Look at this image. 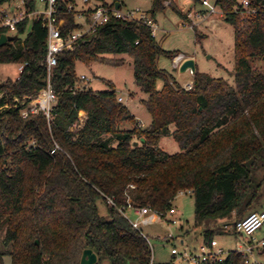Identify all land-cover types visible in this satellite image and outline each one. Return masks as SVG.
<instances>
[{
  "label": "trees",
  "instance_id": "trees-1",
  "mask_svg": "<svg viewBox=\"0 0 264 264\" xmlns=\"http://www.w3.org/2000/svg\"><path fill=\"white\" fill-rule=\"evenodd\" d=\"M26 1L35 11L37 0ZM249 2L255 13L242 17L234 13L238 0H216L235 28V88L196 69L186 90L158 66L159 57L179 53L165 51L149 27L112 17L73 52L58 55L50 119L43 113L24 118L15 99L28 103L46 87L48 31L26 19L18 38L0 45V65H25L19 78L0 84V232L5 228L2 244L12 246V264H81L86 249L97 254V264H149L147 237L121 210L130 202L165 212L187 191L205 245L235 235V224L256 209L263 181L257 174L264 172V73L252 65L264 59V0ZM152 4L148 14L156 19L166 8L161 0ZM59 17L65 33L81 27L62 2ZM111 55L133 60L135 83L149 96L146 129L119 102L112 82L107 91L82 87L77 63L123 65ZM81 113L84 125L73 129ZM125 122L134 127L121 130ZM166 136L180 152L162 148ZM201 264H247V258L231 251L221 263Z\"/></svg>",
  "mask_w": 264,
  "mask_h": 264
},
{
  "label": "rangeland",
  "instance_id": "rangeland-1",
  "mask_svg": "<svg viewBox=\"0 0 264 264\" xmlns=\"http://www.w3.org/2000/svg\"><path fill=\"white\" fill-rule=\"evenodd\" d=\"M19 1L11 0L10 3H6L5 7L14 5ZM177 1L172 0V4L166 6L161 0L166 9L159 12L155 17L158 25L155 37L157 42L165 51L179 53L173 59L165 56L159 57V68L168 72L183 88L189 85L193 87L194 74L190 70L180 73L178 57L183 55L184 58L181 61L194 58L200 73L209 74L216 79L222 78L235 88V28L226 21L224 12L218 6L216 12L210 14L205 20L197 17L201 12H210L211 7L216 6V0H206L209 5L204 4L205 0H179V5ZM37 2L40 3V0ZM76 2L78 9H80L81 6L79 5H81L82 0H76ZM113 2L114 0H104L102 3L111 5ZM123 2L127 9L139 8L146 13L153 7L152 0H123ZM95 3L101 2L97 0L91 2V4ZM39 7L42 8V5L40 4ZM193 21L197 24L191 28L189 26L193 25ZM30 29L31 25L27 33ZM107 57L112 62H121L123 65L115 67L100 62L91 65L77 63V75L87 78L82 82V87L91 88L96 92L107 91L111 89L107 82H112L118 97H122L123 104L140 122L143 129L148 128L152 123V117L147 112L143 101H147L149 96L143 93L135 83L133 60L127 55ZM252 65L255 71L264 73V59L255 60ZM18 68L19 65L17 64L0 65V84H4L9 79H16L19 75ZM157 85L159 90L163 88L162 81H158ZM2 97L3 95L0 94V99ZM133 127L131 122H125L121 125V130H131ZM161 146L169 154L181 151L171 136L164 137ZM257 175L258 181L262 179L263 181L258 202L254 205L256 208L254 212L264 209V172ZM173 207L176 209L175 215L157 224L141 228L144 236L148 239L156 263L174 261L175 264H188L187 261L179 259L178 256L173 257L172 250L176 248L181 253L186 250L200 252V247L203 245L202 232L204 227L194 228L195 199L192 192L179 193L173 201ZM128 215L131 220H135L136 217L132 211H128ZM173 220H176L177 224H173ZM4 235L5 228L0 232V253L4 255L2 264H12V259L8 255L12 246L2 244ZM255 237L257 239L264 238V226L255 233ZM217 239L226 252L238 251L239 241L235 235L218 236ZM249 259L251 264H264V256H250ZM104 264H110V262L106 260Z\"/></svg>",
  "mask_w": 264,
  "mask_h": 264
},
{
  "label": "built area",
  "instance_id": "built-area-1",
  "mask_svg": "<svg viewBox=\"0 0 264 264\" xmlns=\"http://www.w3.org/2000/svg\"><path fill=\"white\" fill-rule=\"evenodd\" d=\"M45 4V9L42 11L28 10L27 1L20 0L16 5H9L5 7L6 3L0 5V37L2 35L17 36L16 34L18 26L26 19L30 21H40L43 27L48 31V50L45 60V67L48 71V78L46 80V87L42 89L34 99H31L28 103L20 102L19 99H15L16 103H21L22 116L27 118L29 115H37L43 113L48 119L51 117L53 108L57 103V95L54 92L51 85V72L58 64V55L67 52H73L80 42L91 39L97 29L108 23L112 17L122 19L125 21L139 22L151 29L152 35L156 37L158 31V25L156 19H154L148 13L142 11L139 8L127 9L123 0H114L111 5H105L99 3L96 6H91L93 0H83L82 8L78 9L76 0H41ZM166 6L172 4V0H162ZM60 2L66 4L67 13L75 14L76 23L81 27L72 31L64 32L66 27V20L59 17ZM239 4L234 9V13H240L242 16H250L255 13L250 7L249 0L238 1ZM10 3V2H8ZM119 4V7H117ZM205 5H209L208 1H204ZM216 6L211 7L210 12H201L197 15L199 19H206L210 14L216 12ZM189 26L193 28L195 26ZM184 27L186 25H183ZM184 56L178 57L180 60V67L185 61H181ZM25 65H20L18 68L19 78L23 72ZM81 79L87 80L86 77ZM191 90L192 86L189 85L185 88ZM119 102L123 103L122 97H118ZM17 107V105L15 106ZM5 107H0V110ZM85 114H80V120L74 124V128H82L85 122ZM133 187V186H132ZM190 192V191H188ZM184 193V192H181ZM110 205H115L112 199L108 200ZM128 211H132L135 215V220H131L128 215ZM123 215L130 221L132 226L141 231L144 235L141 227L150 226L161 222L176 214V209L173 207L168 211L154 210L149 207L133 206L130 202L127 208L121 210ZM173 224H177L176 220L172 221ZM264 226V209L258 212H253L245 219L238 221L235 224V236L239 241L237 253L247 258V264L250 263V256L259 255V252L264 249V240H258L255 237V233ZM183 243V242H182ZM173 257L178 256L179 259L185 260L188 264H201L206 261L223 262L228 255V252L220 245L217 238H214L210 245H203L200 247V252L186 250L184 253L179 252L176 248L172 250ZM149 264H175L174 261L169 263H156L151 257Z\"/></svg>",
  "mask_w": 264,
  "mask_h": 264
},
{
  "label": "water",
  "instance_id": "water-1",
  "mask_svg": "<svg viewBox=\"0 0 264 264\" xmlns=\"http://www.w3.org/2000/svg\"><path fill=\"white\" fill-rule=\"evenodd\" d=\"M102 2L103 0H97ZM117 7H119V4H117ZM17 39V36H6V35H2L0 37V45L4 46L9 42H14ZM196 63L194 59H187L185 60L181 67H180V73H184L188 70H190L193 74L196 73ZM98 262V256L96 253H94L93 250L91 249H86L82 255V259H81V264H97Z\"/></svg>",
  "mask_w": 264,
  "mask_h": 264
},
{
  "label": "crops",
  "instance_id": "crops-1",
  "mask_svg": "<svg viewBox=\"0 0 264 264\" xmlns=\"http://www.w3.org/2000/svg\"><path fill=\"white\" fill-rule=\"evenodd\" d=\"M83 1V0H82ZM104 1V0H103ZM102 1V2H103ZM179 1V0H178ZM178 1H177V4L179 5V3H178ZM101 2V3H102ZM18 3V2H17ZM42 5V8H40L39 7V5ZM76 4H77V2H76ZM14 5H16V3L14 4ZM13 5V6H14ZM96 5H98L97 3H95V4H91V6H96ZM77 6H78V4H77ZM79 6H81V8H82V2H81V5H79ZM45 9V4L40 0V3H38V2H36V10L35 11H42V10H44ZM189 57H191V56H189ZM190 59V58H189ZM191 59H194V58H191ZM195 60V59H194ZM196 63V62H195ZM196 67H197V65H196ZM135 216V215H134ZM258 240H264V238H258ZM258 256H261V255H258Z\"/></svg>",
  "mask_w": 264,
  "mask_h": 264
}]
</instances>
